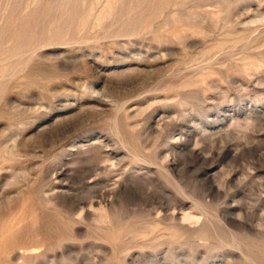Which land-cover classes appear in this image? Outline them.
Segmentation results:
<instances>
[{"label":"rangeland","instance_id":"rangeland-1","mask_svg":"<svg viewBox=\"0 0 264 264\" xmlns=\"http://www.w3.org/2000/svg\"><path fill=\"white\" fill-rule=\"evenodd\" d=\"M0 264H264V0H0Z\"/></svg>","mask_w":264,"mask_h":264},{"label":"bare ground","instance_id":"bare-ground-1","mask_svg":"<svg viewBox=\"0 0 264 264\" xmlns=\"http://www.w3.org/2000/svg\"><path fill=\"white\" fill-rule=\"evenodd\" d=\"M257 202H258V200H257ZM101 206V205H100ZM258 207V206H257ZM83 210H85V209H83ZM81 211H82V209H81ZM262 215V214H261ZM262 218V217H261ZM259 219V218H258ZM263 223V222H262ZM252 227V226H251ZM231 256V255H230Z\"/></svg>","mask_w":264,"mask_h":264}]
</instances>
